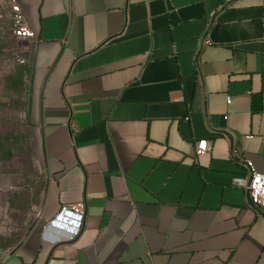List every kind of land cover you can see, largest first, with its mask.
Listing matches in <instances>:
<instances>
[{
  "label": "crops",
  "instance_id": "0c3cea01",
  "mask_svg": "<svg viewBox=\"0 0 264 264\" xmlns=\"http://www.w3.org/2000/svg\"><path fill=\"white\" fill-rule=\"evenodd\" d=\"M17 1L47 182L0 264H264V0Z\"/></svg>",
  "mask_w": 264,
  "mask_h": 264
},
{
  "label": "rangeland",
  "instance_id": "374dc122",
  "mask_svg": "<svg viewBox=\"0 0 264 264\" xmlns=\"http://www.w3.org/2000/svg\"><path fill=\"white\" fill-rule=\"evenodd\" d=\"M3 1L0 0V4ZM9 14L0 19V250L36 224L47 176L32 120V69Z\"/></svg>",
  "mask_w": 264,
  "mask_h": 264
},
{
  "label": "built area",
  "instance_id": "2783aa9c",
  "mask_svg": "<svg viewBox=\"0 0 264 264\" xmlns=\"http://www.w3.org/2000/svg\"><path fill=\"white\" fill-rule=\"evenodd\" d=\"M0 4V19L4 17V11L10 10V18L12 23V31L16 38L26 41L36 39V32L28 24L21 6L17 0H2ZM209 43V40H205ZM229 101V100H228ZM264 142V136L261 137ZM207 140H199L196 147L197 154H201L207 150ZM245 165L249 171L248 179H244L241 184L246 190L250 205L258 213L264 215V171L255 170L251 162L246 160ZM87 207L85 202L65 204L61 207L56 216L51 219L44 233L52 228L63 231L67 239L76 238L84 227Z\"/></svg>",
  "mask_w": 264,
  "mask_h": 264
},
{
  "label": "water",
  "instance_id": "95a60500",
  "mask_svg": "<svg viewBox=\"0 0 264 264\" xmlns=\"http://www.w3.org/2000/svg\"><path fill=\"white\" fill-rule=\"evenodd\" d=\"M41 211V210H40Z\"/></svg>",
  "mask_w": 264,
  "mask_h": 264
}]
</instances>
